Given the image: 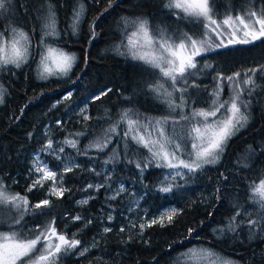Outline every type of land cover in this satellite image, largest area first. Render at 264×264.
<instances>
[{
    "label": "trees",
    "instance_id": "obj_1",
    "mask_svg": "<svg viewBox=\"0 0 264 264\" xmlns=\"http://www.w3.org/2000/svg\"><path fill=\"white\" fill-rule=\"evenodd\" d=\"M45 3L46 0H12L11 10L0 16V31L10 27L23 28L32 37L33 51H37L35 46L42 34L38 9ZM80 3L85 12L78 33L73 35L69 23L73 8ZM165 3L166 0H112L109 8V0H51L61 33L58 46L77 58L71 72L60 79L39 80L34 69L38 57L19 69L9 67L0 71L3 91L0 180L9 192L26 197L30 205L44 199L52 201L47 208L25 214L21 224L12 227L30 231L55 219L57 231L69 237L80 229L76 236L83 247L100 233L106 211L118 213L126 195L115 199L109 196L118 182L131 185L149 215H156L167 207L178 210L170 223L165 221L163 227L159 223L145 227L142 234L135 236L127 235L126 230L125 233L119 231L117 222H106L111 231L100 236L96 247L84 256L76 254L79 248L67 255L61 254L59 264H199L189 256H181L194 247L207 248L237 264H264V236L258 228L252 235L246 223L235 233L225 231L221 235L219 231L238 210L241 211V216L236 217L238 221L256 215L248 197L249 184L264 176V77L260 73L256 79L261 87L251 97L248 125L229 141L218 163L206 165L202 171L178 181L182 187L174 188L171 193L157 191L166 169L149 167L141 178L135 163H129L130 159L141 160L139 153L147 150L140 148L137 153L134 151L137 146L131 141H127L129 148L125 149L122 134L126 124L120 125V135L112 134L111 143L104 151L90 148L87 155H82L66 146L79 167L62 174L63 187L67 189L62 198L46 197L45 190L38 187L27 190L31 184V155L44 148L47 139H75L79 141L78 148L83 150L97 139H103V130L116 123L126 110L138 114L141 122L169 115L168 107L161 103L162 98L158 99L150 91L157 79L153 74L155 70L115 52V45L121 39L123 17L146 18L150 25L167 28L169 32L179 30L192 34L189 27H180L181 23L190 22L173 17L164 7ZM215 3L223 12L229 3L238 9L244 0H215ZM253 3L257 8L264 7V0H253ZM106 8L108 11H104ZM93 21L97 35L91 39ZM195 26L200 30L199 25ZM202 59L212 65L213 73L230 75L264 63V42L220 49ZM228 64L229 67H221ZM204 88L199 89L196 100L193 96H184L189 101L192 98L195 107H203L206 105ZM106 89L112 91L98 100L92 99ZM69 92L72 94L70 99L62 100ZM74 106L86 107L89 119L77 115ZM78 132L84 134L74 135ZM245 155L248 156V167H241L237 162ZM94 160L110 161L109 184L90 171L89 165ZM93 182H101L104 186L93 193L87 190ZM85 196H90L88 203L79 204ZM245 209L252 213L251 217L244 215ZM73 216L90 219L91 223L83 227L81 222L70 221ZM9 227L8 222L0 223V231H8Z\"/></svg>",
    "mask_w": 264,
    "mask_h": 264
},
{
    "label": "snow or ice",
    "instance_id": "obj_2",
    "mask_svg": "<svg viewBox=\"0 0 264 264\" xmlns=\"http://www.w3.org/2000/svg\"><path fill=\"white\" fill-rule=\"evenodd\" d=\"M111 6L112 0H109L108 7ZM11 7L12 0H0V16L10 11ZM22 7L26 8L23 5ZM164 7L177 20H186L199 25L201 29L199 34H189L179 30L169 32L167 28L150 25L146 18L123 17L121 39L115 45V52L155 70L153 74L157 79L150 86V91L158 99L164 97L161 103L166 104L169 115L152 120L145 119L141 122L139 115L129 109L121 113L116 123L103 130V139H97L83 150L78 148V140L65 138L62 143L76 149L77 154L82 155H87L90 148L104 151L111 143L112 134L120 135L118 132L120 125L126 124L122 134V138L126 141L125 149L129 148L127 141H131L137 146L134 149L137 153L140 148L147 150L146 153H139L141 160L130 159L129 163H135L136 168L140 170L141 178L149 167L166 169L159 181L157 191L171 193L174 188L182 187L176 182L178 177L185 179L190 174L202 171L206 165L218 163L229 141L248 125L251 97L261 87L256 79L257 73L264 77V63L243 72H234L232 75L225 76L218 73L215 78L218 83L208 108L193 109L190 114H184L183 109L188 105L189 100L183 93L188 91L190 77L211 68L207 63L198 67L200 62L196 57L203 52L219 48L227 49L234 45L253 44L255 41L264 42V7L257 8L253 0H244L238 9L229 3L223 12L217 9L215 0H166ZM38 12L42 20V34L39 43L35 46L37 51H33L32 37L23 28L10 27L0 31V69L9 67L19 69L38 56L36 63L39 79L66 77L77 58L75 54H69L58 46L61 33L51 0H46L45 5H42ZM84 12L82 3L73 8L69 23L73 35L78 33ZM90 32L91 39H94L97 35L95 21L90 25ZM225 84L230 89L227 97L222 96ZM111 91L112 89H106L92 99L98 100ZM176 93L181 95L177 97ZM71 95V92L67 93L62 100L70 99ZM0 103H3L2 92H0ZM85 113L86 107L80 109V115L87 120L89 117ZM171 113L176 115L173 116ZM83 134L78 132L74 135ZM44 148L50 150L49 154L56 155L57 159L60 158L58 154L65 150L63 146L54 148L51 139ZM125 154L127 155V151ZM109 162V160L105 161L106 164ZM237 163L241 167H248V156H243ZM76 167L79 165L69 158L64 163L62 172H72ZM31 172L33 179L27 188L28 191H32L37 186L44 187L46 181H51L48 185L49 195L57 198L64 196L67 189L63 187V176L61 175L58 180L56 171L50 169L39 158L33 161ZM103 186L89 184L87 187L98 191ZM123 191L125 188L121 184L110 199H115L116 195ZM248 199L254 205L255 218L238 221L236 217L241 216V211L238 210L228 224L219 229L221 235L225 231L235 233L245 223L250 235L254 234L257 228L264 232V176L249 184ZM78 203L86 205L88 199ZM51 204L52 201L44 199L30 205L26 197L9 192L0 180V223L10 224L8 231H0V264H59L61 254L67 255L79 248L76 254L84 256L96 246L94 239L91 245L81 248V241L76 234L69 237L57 231L55 219L49 220L43 226L38 225L36 229L30 231L12 227V225H20L25 214L30 211L47 208ZM177 214L178 210L175 208L161 210L155 218L139 224L140 234L145 227L157 223L163 227L165 221L170 223ZM244 215L251 217L252 213L245 209ZM81 219V216L73 217L76 221ZM108 219L111 220L112 217L109 216ZM90 223V220L86 222V224ZM131 226L137 227L135 222ZM110 231V228L104 229L105 233ZM120 231L124 232L125 229L121 228ZM189 231L191 233L192 230ZM200 254L215 255L203 249L200 250ZM196 255H198L196 249H188L187 253H181V256ZM212 264H217V261L213 260ZM220 264H234V262L225 259Z\"/></svg>",
    "mask_w": 264,
    "mask_h": 264
},
{
    "label": "rangeland",
    "instance_id": "obj_3",
    "mask_svg": "<svg viewBox=\"0 0 264 264\" xmlns=\"http://www.w3.org/2000/svg\"><path fill=\"white\" fill-rule=\"evenodd\" d=\"M1 21H2V19H0V23H1ZM180 27H182V28L189 27V29H191L192 34H199V32L201 31V29L198 30V28L193 23H189V24L181 23L180 24ZM173 32H176V30L173 31ZM38 43H39V41H38ZM248 45H250V44H248ZM234 46H241V45H234ZM234 46H230V47H234ZM220 49H223V48H219V49H216L214 51H217V50H220ZM214 51H206V52H203L200 56H197L196 57V60L200 62L198 64V67H200L202 64H205V63L209 64L208 61L205 60V59H202V57H204V55H207L208 53H211V52H214ZM38 59H39V57L37 58V60ZM221 67H223V68L224 67H229V64L228 65L221 66ZM6 69L7 68H4V70H6ZM34 69H35V73L37 74V63L35 65ZM1 70L2 69H0V71ZM240 72H243V71H240ZM217 74L218 73H213L212 72V65H211V68H209V69H207V70H205L203 72H200L199 75H197V76H194V77H190L189 78V84L187 86L188 87V91L186 93H183V95L186 94V97H188V95L189 96H193V98L196 100V97L199 96V94H200L199 93L200 92L199 89H201V87L202 88L205 87L204 89H205V92H206V94H205V97H206V105L203 106V107H195L194 104H193L192 98H191L190 101H189V103H188V105L186 107H184V109H183V113L184 114H190L193 109L208 108L210 106L211 101L213 99L212 93L216 89V85L218 83V81L215 79L216 76H217ZM230 75H232V74H230ZM225 76H227V75H225ZM37 78H38V76H37ZM52 78H55V77H52ZM39 80H41V79H39ZM208 81H211V82H208ZM193 85H196V86H193ZM0 92H2V95H3V91H2V87L1 86H0ZM229 92H230V89L227 86V84H225L224 85V91L222 93V96L223 97H227L229 95ZM65 95L66 94H64V96ZM175 95L178 97V96L181 95V93H176ZM64 96H62V98ZM161 98L163 99L164 97H161ZM262 101L264 103V89H263V92H262ZM80 109H82L81 106H74L73 107V110L75 111V113H77V115H79L81 118H83L80 115ZM177 111H179V110H177ZM171 114L173 116L176 115V113H171ZM57 123H59V122H56L55 124L58 125ZM183 123L184 122H182V124ZM48 140L49 139H47V141ZM52 141H53V147L54 148H59V147L63 146L65 150H64L63 153H59L58 154L59 157H60L59 159H57L56 155L49 154L50 153V150H45V148L38 149L36 152H34L31 155V160H30V164H29L30 165L29 178H30L31 183H32V179H33V174L31 172V169L33 167V161L35 159H37V158H39L40 161H43L44 163H46L47 166L50 169L56 171L58 180H59V177L63 174L62 169H63L64 163L67 162V160L69 158L73 159L74 162L77 163L76 158L71 155V153H70L69 150H67L66 145H64L62 143L63 142L62 140L55 139V140H52ZM105 161L106 160H96V161L94 160L89 165V169L95 175H97V173H100V175H97V176H101L103 178V180L105 181V184H109V182H108L109 179H107V177H110V175L112 174V168L110 167L109 163L106 164ZM166 171L167 170H165L164 172H166ZM163 173H162V175H163ZM180 180H183V179H180L178 177L176 182H178ZM50 183H51V181H46L44 187L37 186L38 188L45 190L46 197L54 196V195H49L48 185ZM91 184L92 185H102L101 182H93ZM121 184L124 186L125 191L121 192L119 195H116L115 198H117L118 196L123 195V194L126 195V197L124 196V198L122 199L123 200V203H122L121 206H119L118 213L116 214L113 210L106 211V218H105V220L102 219V228H101L100 233H98V235L93 236L83 247H87V246L91 245L94 239L96 241V245L99 243V241L101 240V237L100 236L103 235V233H105L104 232V229L106 227L108 228L106 222H108V223L117 222V224L120 225L119 226L120 229L121 228H124L127 231V233H126L127 235L135 236V235L141 233V230L139 228V224L141 222H143V221H149V220L155 218L159 214L158 213L156 215H149L148 209L145 206L142 205L140 196H138L135 193V191L132 190L131 185L128 186L126 184H123L121 182H118L111 189V192H110V195H109L110 197L113 196L116 193V190L120 187ZM87 190L88 191H91L93 193L96 191L95 188H88V187H87ZM86 198L89 199L90 196H85L81 200H84ZM171 208L172 207H167V208H164V209H171ZM164 209H162V210H164ZM109 216L112 217L111 220L108 219ZM73 217H75V216H73ZM73 217L70 219L71 222H81L83 227H86L87 225H89V224H86V222L89 221L90 219L82 218L81 220L76 221V220H73ZM133 222L136 223L137 227H132L131 226ZM78 231H80V229H78L77 231L73 232L72 233V236H73V234H76ZM124 233H125V231H124ZM259 233L262 236H264V232H262V231L259 230ZM83 247H81V248H83ZM93 248L94 247H92L89 251H91ZM192 249H196L198 255L191 256V257L189 256V258H191L192 260L196 261L199 264H212V261L213 260L217 261V264H220V262L222 260H225V259L226 260H231L229 258H226V257H224V256H222V255H220V254H218V253H216V252H214L212 250H209L207 248H204V247H194ZM202 249L203 250H207V253H215V255L200 254V250H202ZM76 252H79V249ZM231 261H233V260H231ZM233 262H234V264H237L235 261H233Z\"/></svg>",
    "mask_w": 264,
    "mask_h": 264
}]
</instances>
